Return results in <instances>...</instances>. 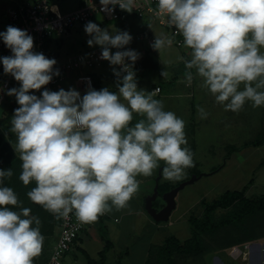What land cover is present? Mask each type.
I'll list each match as a JSON object with an SVG mask.
<instances>
[{"label": "clouds", "instance_id": "1", "mask_svg": "<svg viewBox=\"0 0 264 264\" xmlns=\"http://www.w3.org/2000/svg\"><path fill=\"white\" fill-rule=\"evenodd\" d=\"M99 2L100 11L107 14L117 5L131 12L135 4V0ZM51 10L57 6L51 5ZM154 12L166 15L182 35L191 49L186 68L196 69L201 86L226 111L238 112L246 101L253 107L264 105L260 90L264 89V0H158ZM84 30L90 36L89 46H101V59L120 66L112 68L117 91L89 85L83 95L75 88H44L39 96L30 93L60 71L53 67L54 57L33 50L34 37L26 29L12 25L0 31V40L12 53L0 56V63L20 82L7 94L15 95L19 105L10 128L22 161L19 179L25 185L36 182L27 196L58 216L74 211L79 221L90 223L113 206L126 207L139 189L137 176H150L161 161L162 175L170 180L181 179L194 161L186 146L185 121L165 110L153 91L138 88L134 64L141 53L125 47L133 39L129 31L110 33L93 21ZM171 44L170 37L155 35L151 47L160 50ZM112 48L119 50L113 53ZM192 80L188 71L189 86ZM197 108L206 118L205 110ZM134 112L145 118L130 125ZM12 174L11 168L0 169V264H33L45 238L41 221L30 215V208L9 207L18 205L14 190L4 184Z\"/></svg>", "mask_w": 264, "mask_h": 264}, {"label": "rangeland", "instance_id": "2", "mask_svg": "<svg viewBox=\"0 0 264 264\" xmlns=\"http://www.w3.org/2000/svg\"><path fill=\"white\" fill-rule=\"evenodd\" d=\"M3 1L1 10L6 11L14 3L13 0ZM55 4L63 11L78 7L79 0H59ZM4 15L0 16L5 18ZM100 18V15H96L94 22L100 27L106 28L110 33L115 30H121L120 25L124 24V21L117 20H109L106 24H102ZM128 21L129 23L134 21L136 31L140 28L142 30L145 27H149L156 36H162V31L158 30L157 25L148 19L139 18L136 20L132 18ZM73 31H75L74 39L71 42L69 41V44L74 45V51L77 49L78 51H84L94 48L101 50V46L99 45H88L87 40L90 36L85 32L84 28ZM136 31H132V34ZM65 35L61 34L59 38L62 37L61 39L66 41L67 37ZM171 39L172 44L170 46L157 50L160 69L155 72H147L142 77H139V79L136 78L137 85L138 88L144 89L146 92H151L149 84L153 80H158L164 86L161 93L154 94V98L163 102L165 110L173 111L185 121L184 131L188 142L186 146L194 151V163L193 166L185 169L181 179L170 180L164 178L162 175V168L165 166V163L161 161L160 165L153 170L152 174L146 176L147 184L150 185L149 190L151 193L154 186V179L158 175L160 168V183H168L171 186L189 179L194 174L191 173L188 177V173L192 167L196 168L195 170L199 173H207L208 175L201 176L199 179L187 184L178 191L175 197L176 206L166 221H154L147 212L145 213V210L144 217L148 219L145 224H143V219L136 221L135 218L138 217L137 215L121 217V220L116 221L111 220L109 222V228L113 231L108 234V238H111L114 246L107 254V261L110 263H115L118 256L121 255L123 256V264H145L149 246L152 244L160 245L170 235H174L180 240L187 238L191 232L188 218L191 215L200 216L202 214V200L212 201L218 198L225 190H240L242 188H244L245 196L250 198L264 194V165H260V162L264 159V143L259 146L251 144L244 146V143H250V141L261 137L259 135L264 133V105L253 107L251 101H246L238 112H233L232 110L226 111L221 104L215 101V97L206 88L201 86L202 78L196 74V69L189 70L186 68L185 60L191 59V49L186 46L177 47L173 38ZM65 51L62 49L58 53L57 60L59 63L67 58ZM261 51H264V49H261ZM104 62L102 68L91 66V68H86L85 71L94 72L103 70L111 73L117 81L112 68L116 67L118 69V67L116 65H110L107 60ZM165 70L168 75L162 76V72ZM188 71L193 73V80L190 86L186 81ZM175 73H177V76L172 77ZM174 78L175 80L172 83L175 84L169 86L168 84L171 83H167V80ZM10 84V88L19 87L17 85L19 81H16L13 76L10 77ZM243 87L244 85L241 83L240 88L243 89ZM4 98L3 103L0 105V118L5 117L9 111L13 112L10 105L13 101L16 102L15 95H8L7 90L4 92ZM124 102L126 103V101ZM198 105L207 113L206 118H201L198 114ZM144 118L134 112L132 119L134 123L130 121V125H134L137 121ZM14 182L15 185H22L21 183H23L20 182V179H15ZM4 184L7 185L6 183ZM33 187L35 185H29L26 189L31 190ZM28 190H25V192L23 190L14 192L20 198L22 196L19 194L24 195ZM26 194L24 198L28 199L22 198L25 200V205L29 207L34 206L33 204L36 205L37 203L31 201L28 196L26 197ZM22 199H18V203L20 200L23 202ZM157 201L160 204L163 203L161 197H157ZM142 202H145V197ZM9 207L13 209L12 205ZM225 212L226 210L218 208L214 211V217L218 218ZM30 214L41 215L40 210L37 208L31 209ZM149 220L151 222H148ZM246 225L250 228L248 224ZM228 229L229 233L233 234V236L227 235L223 231L222 236L219 237L221 244H218V246H222L223 243L239 235V233L237 234L239 229ZM240 232H242L241 229ZM243 232H245V229H243ZM263 238L264 235L257 239ZM56 241L57 236L44 239L43 251L33 258V264H40L46 257L44 251L47 248L48 242L54 246ZM245 243L248 244L247 249L244 247ZM216 245V242H213V249L205 252L201 257H185L179 261V264H217L219 260L228 264H249V242L237 243L240 250L244 252H237L234 256L231 254V247L222 248L216 247ZM102 248L103 241H100L98 237L87 242L84 239L82 242L80 241L77 247L74 246L73 251L68 252L64 256L62 264H89L82 250L88 253L91 259L98 261L100 258L99 251ZM126 250L127 253L125 254L124 251ZM73 256H76L77 260H74Z\"/></svg>", "mask_w": 264, "mask_h": 264}, {"label": "built area", "instance_id": "3", "mask_svg": "<svg viewBox=\"0 0 264 264\" xmlns=\"http://www.w3.org/2000/svg\"><path fill=\"white\" fill-rule=\"evenodd\" d=\"M58 1L59 0H19L14 2L7 10L5 20L0 26V31H5L8 25L26 29L28 33L34 37L33 50L42 52L48 58H53L54 56L49 49V42L59 37L61 34H67L73 29L84 28V25L88 21L94 22L96 15H100L103 20L117 21H128L130 18H140L148 19L156 24L158 30L162 31V36L173 38L177 47L185 46L182 35L179 34L174 25L169 24L167 16H157L155 14L154 10L157 8L158 0H135L131 12L122 10L117 5L115 11L111 14L100 11L101 5L99 0H86L80 7L70 12H62L59 7H57L56 11L51 10V5H56L55 3ZM132 37V40L144 45L146 48V44H151L154 41L155 34L149 27H145L141 31L132 34ZM125 47L132 48L131 42ZM117 50L119 49H111L113 53ZM11 54V50L0 40V56H8ZM141 56L135 62L134 68L138 67ZM54 58L56 59V57ZM56 61L57 63L53 67L58 68L60 74L54 76L53 79L47 85L42 86L40 90H35L34 94L37 96L41 94L44 88L51 91L59 88L70 73L80 70L83 66H99L105 60L101 59V50L90 49L70 55L63 62L59 63L57 59ZM116 66L119 69L120 66ZM10 77H12V75L7 73L0 82V105L5 99L4 92L11 86ZM86 78H90V80ZM75 80L85 85L87 89L89 85L93 87V80L89 74H77ZM151 91H153L154 94H159L161 88L157 85ZM79 92L83 95L81 91ZM91 223L92 222L84 223L79 221L74 211L66 216H59L57 241L43 264H62L65 254L72 249L76 239ZM244 247L247 249L248 244L245 243ZM230 251L233 256L237 252H244L240 250L238 245L232 246Z\"/></svg>", "mask_w": 264, "mask_h": 264}, {"label": "trees", "instance_id": "4", "mask_svg": "<svg viewBox=\"0 0 264 264\" xmlns=\"http://www.w3.org/2000/svg\"><path fill=\"white\" fill-rule=\"evenodd\" d=\"M83 3L84 2L82 1V4ZM134 69L136 71V76L139 77H142L147 72L159 70L160 63L157 50L153 49L151 45L147 46L144 54L141 56L138 67H135ZM6 74L7 73L3 71L2 63H0V82ZM174 79L172 80L174 81ZM10 108L13 109V104L10 105ZM13 115L14 113L9 111L5 117L0 118V169H12V176L4 178V183L7 184L6 186L11 187L14 191L23 190L25 192V190H28L26 188L29 185H36V182L33 180L28 185H25L24 183H21L22 185H15L14 181L15 179H19L22 171V161L20 160V157L14 153L12 148L13 140L16 137V134L10 130ZM259 136L261 137H257L255 140L250 141V143H244V146H248L250 144L259 146L264 143V133ZM191 152L194 156L193 149H191ZM261 164L264 165V159L261 161ZM195 169L196 168L193 167L191 168L188 173V177L191 173H199ZM20 182L22 181L20 180ZM172 187L173 186L168 183L159 182V196H161L164 191H167ZM29 191L30 190L26 191V193ZM25 194H19L22 197H18V199H28L24 198ZM23 199L22 201L24 203L20 200L18 205L13 206V210H20V208L23 207H28L30 209L37 208L40 210V214H45L42 213L44 209L42 205L33 204L34 206L29 207L25 205V200ZM162 205L163 203H158L157 199L153 202L154 207L159 208ZM202 205L203 211L200 216L191 215L188 218V223L191 228L190 235L183 240L178 239L174 235H170L167 236L160 245L152 244L148 249V256L145 264H179V261L181 259L183 260L185 257H201L205 252L213 249V242H216V247L228 248L236 246L237 243L252 241L264 235V194L255 198H250L245 196L244 188L240 190H225L218 198H215L212 201L202 200ZM218 208L224 209L226 212L218 218H215L214 211ZM47 213L48 214H46V216L48 215V218L51 219L52 225H50V230L47 234L52 235L54 224L52 219L53 213L48 210ZM246 224H248L250 228ZM228 228L233 230L239 229L237 232L239 235L232 238L228 242L223 243L222 246H218V244H221L219 242L221 240L219 237L222 236L223 231L225 234L233 236V234L229 233ZM240 229L242 232H240ZM243 229H245V232H243ZM102 231L101 239L103 241V248L99 251L100 258L98 261L91 259L88 253L82 250L88 263L123 264V256L121 255L118 256L115 263L107 261V254L113 247V242L110 238H108V233L104 227ZM124 252L126 254L127 250Z\"/></svg>", "mask_w": 264, "mask_h": 264}, {"label": "crops", "instance_id": "5", "mask_svg": "<svg viewBox=\"0 0 264 264\" xmlns=\"http://www.w3.org/2000/svg\"><path fill=\"white\" fill-rule=\"evenodd\" d=\"M13 1L17 2L19 0H13ZM82 1L84 2L86 0H79V4H78L79 6L78 7H80L82 5ZM3 3H4V1L0 0V13H2L0 15L5 14L4 16L6 17L7 11L1 10ZM78 7L73 8V9L63 10V11L60 8L59 9L62 12H70L72 10L77 9ZM130 19H132V18H130ZM134 19L137 20L138 18H134ZM4 20H5V18L3 16H0V26L2 25ZM108 21L109 20L106 21V20H103L102 18H100V22L102 24H106ZM134 25H135L134 21H132L131 23H129V21H124V24L120 25L121 26L120 29H121V31L127 30V31H129L130 34H132V31H136V29L134 28L136 25L135 26ZM73 30H75V29H73ZM73 30H71L70 32H68L65 35L67 37L66 41H64V39H61L62 37H60V38L56 37L49 42V49L51 50L53 56L56 57V59H57L58 53L62 49L66 50L65 53L67 54V57L70 55L77 54L79 52H83V51H78V49L76 51H74L73 50L74 45L69 44V41L71 42V40L74 39L73 36H74L75 31H73ZM140 30H141V28L139 30H137L136 32H139ZM146 45L150 46L151 44H146ZM131 47H132V49H135L138 52H140L141 55L144 54V51L146 49L144 45H141L140 43H137L134 40L131 41ZM94 49H96V48H94ZM88 50H90V49H88ZM84 51H86V50H84ZM104 63L105 62L103 61V63L101 65L94 66V67L95 68H102L104 66ZM86 68H91V67L83 66L80 70L70 73L67 76V78L65 79V81L60 85V87L56 88L54 91H58L60 88H64L65 90H68L69 88H75V89L81 91L82 94H85L88 89L85 87V85L78 83L75 80V76L77 74H80V73L89 74L92 77L93 88H95L96 90H100L102 88L108 87L112 91H117V81L112 76L111 73L105 72L103 70L102 71L100 70V71L89 72V71H85ZM176 74L177 73H175V75H172V77H176L177 76ZM136 78L139 79V76H136ZM171 81L173 82L172 79L167 80V83H171V84H168L169 86L170 85L173 86L175 84V83H172ZM17 85L20 86V82ZM157 85L160 86V88H162V90L160 91V93H161L164 89V86L158 80H153L150 82V84H149L150 91ZM29 91H30V93H34L35 89L29 90ZM12 104H13V113H14V110L17 107H19V105L15 101H13ZM131 123H134V121L132 120ZM15 143H16V137L13 140V151L16 155L19 156V153L16 152V150L14 148ZM260 165H263V164H261V162H260ZM137 179L140 182L139 183V189L137 190V192H135L133 194L132 198L128 201L127 206L124 208H121V209H116L113 206L111 211L105 212L96 221H93L86 229L83 230V232L80 234V236L78 237L77 241L75 242V244L73 245V247L70 251H73L74 246L77 247L78 244L80 243V241L82 242L84 239L87 242L91 239H94V238L96 239L98 237L100 239V241H102V239L100 237L101 236L100 232H102L103 227L107 231L108 234L112 233V231H113V230L111 231V229L109 228V224H110L109 222L111 220L116 221V220H121L120 219L121 217L124 218L126 216L130 217L131 215H137L138 217L135 218L136 221H140L143 219L144 220L143 224H145V222H147L148 219H146V217H144L145 216L144 215V210H145L144 203L145 202H142V201H143L144 197L150 193V190H149L150 185L147 184V177L146 176H143V175L137 176ZM42 213H45V214H41L39 216L33 215V214H30V215L39 217V219L41 221V224L39 226L40 231H41V233L45 239H49L50 237H54V236L56 237L58 234L59 216L53 213V216H52L53 223H54V224L52 223L53 224V234L50 235V234H47V232L50 230L49 228L51 225V219L48 218V215L46 216V214H48V213H47V210L45 208L43 209ZM145 213H146V210H145ZM148 222H151V221L149 220ZM33 226H35V225H33ZM96 233H97V235H96ZM109 237H110V235H109ZM248 242L250 243V249H249V261L250 262H249V264H264V238L263 239H255V240L248 241ZM52 248H53V246L51 244H49V242H48L47 248L44 251V254H46V257L40 262V264H43L46 261V259L48 258ZM70 251H68V252H70ZM66 254H65V256H66ZM73 258H74V260L75 259L77 260L76 256H73ZM75 264H77V263H75ZM217 264H228V263H223L219 260L217 262Z\"/></svg>", "mask_w": 264, "mask_h": 264}, {"label": "water", "instance_id": "6", "mask_svg": "<svg viewBox=\"0 0 264 264\" xmlns=\"http://www.w3.org/2000/svg\"><path fill=\"white\" fill-rule=\"evenodd\" d=\"M161 168L159 170L158 175L154 179V186L152 189V192L147 194L145 196V203L144 208L146 212L153 218L154 221H166L168 220L172 210L176 206V200L175 197L179 190H181L184 186L187 184H190L194 182L195 180L199 179L201 176L208 175L207 173H199V174H193L190 176L189 179L180 182L179 184L173 186L167 191H164L162 195L160 196L163 205L159 208L153 206V202L159 197L158 193V186L161 178Z\"/></svg>", "mask_w": 264, "mask_h": 264}, {"label": "flooded vegetation", "instance_id": "7", "mask_svg": "<svg viewBox=\"0 0 264 264\" xmlns=\"http://www.w3.org/2000/svg\"><path fill=\"white\" fill-rule=\"evenodd\" d=\"M159 196V195H158ZM160 197V196H159Z\"/></svg>", "mask_w": 264, "mask_h": 264}]
</instances>
